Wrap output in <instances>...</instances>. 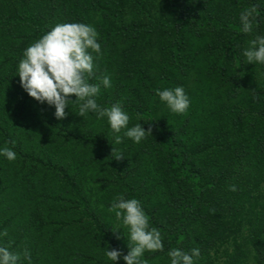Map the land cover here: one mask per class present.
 <instances>
[{
	"label": "trees",
	"instance_id": "trees-1",
	"mask_svg": "<svg viewBox=\"0 0 264 264\" xmlns=\"http://www.w3.org/2000/svg\"><path fill=\"white\" fill-rule=\"evenodd\" d=\"M253 5L260 22L244 34L239 15ZM71 22L99 33L90 82L112 86L97 103H120L152 136L137 144L122 131L116 144L106 118L72 103L58 120L22 89L25 49ZM257 34L260 0H0V147L17 154L0 157V243L27 247L31 264H112L107 249L124 264L129 230L109 211L124 196L161 232L147 264L197 247V264H264V65L243 56ZM177 86L191 101L182 115L157 94Z\"/></svg>",
	"mask_w": 264,
	"mask_h": 264
},
{
	"label": "clouds",
	"instance_id": "clouds-1",
	"mask_svg": "<svg viewBox=\"0 0 264 264\" xmlns=\"http://www.w3.org/2000/svg\"><path fill=\"white\" fill-rule=\"evenodd\" d=\"M260 2L264 3V0ZM259 14L258 5L240 12V26L244 34L254 32L260 22ZM100 55L102 46L94 26L81 22L57 23L25 49L18 64L17 76L29 97L40 104L46 103L54 107L56 119L66 118L69 105L78 103V116L94 114L97 118L107 119L110 129L116 134V144L122 143L123 137L139 144L148 135L152 136L151 129L146 131L141 123L129 127L130 116L120 103H114L111 107H103L97 103L96 98L101 87L108 89L112 86L111 77L108 75H104L97 83L90 82L95 76V61ZM243 56L249 64L264 65V34H257L249 41ZM157 94L160 102L174 114H186L190 108V98L182 86L158 90ZM72 96L76 98L75 101L70 99ZM122 131L123 137L119 135ZM0 157L11 162L16 160L17 154L11 147H0ZM122 158L123 154L115 157L116 160ZM230 190L235 192L237 187L231 185ZM109 211L114 212L115 218L122 221L129 230V251L127 255H123L124 264H147L143 259L146 252L164 250L161 232L150 227L149 217L138 199L119 196L110 205ZM7 236L6 230L0 232V238ZM106 255L112 264H117L122 253L117 249H107ZM200 255L198 247L190 251L173 248L167 253L169 264H197ZM22 257L31 264V252L27 247L22 252H16L0 243V264H21Z\"/></svg>",
	"mask_w": 264,
	"mask_h": 264
}]
</instances>
